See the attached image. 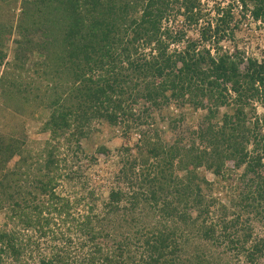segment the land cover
<instances>
[{
	"label": "trees",
	"instance_id": "1",
	"mask_svg": "<svg viewBox=\"0 0 264 264\" xmlns=\"http://www.w3.org/2000/svg\"><path fill=\"white\" fill-rule=\"evenodd\" d=\"M237 2L242 25L204 0H0V124L47 112L48 135L0 129V264H264V59L239 47L264 0Z\"/></svg>",
	"mask_w": 264,
	"mask_h": 264
},
{
	"label": "rangeland",
	"instance_id": "2",
	"mask_svg": "<svg viewBox=\"0 0 264 264\" xmlns=\"http://www.w3.org/2000/svg\"><path fill=\"white\" fill-rule=\"evenodd\" d=\"M204 1L208 2V4H206V5H208L209 8L212 7V9H214L213 6H215V4H220L223 6H226L229 3L232 4V5H234L235 12L241 15V17L239 16L242 19L241 25H242V23L246 22L245 18L242 16L243 13L241 14V8L238 6L237 0H204ZM213 15H214V13H212V16ZM249 21H250V26H249L250 31L249 32H254V37H256V39H254V42H253L252 40H248V38H247L246 41L244 40V42H243L244 44H240L239 47H240V49H242L246 52V55L255 57V58L262 61L264 59V26H262V24H260V22L256 23L252 20H249ZM244 25L247 26V24H244ZM257 43H258V45H260V49H258ZM231 47L233 48V46H231ZM9 49H10V51H9L10 53L8 54V58H7L8 61L12 60V57H13L12 46H9ZM3 69H4V67L0 66V76H1ZM258 111H259V113L263 112L262 108H259ZM41 114L44 115V118H43V116L41 119H38V118L32 119V118H28V117H21L22 120L19 121V123H13V124L11 123L10 124L6 120V123L8 124L7 127L5 125V122L2 121L0 124V129H4V131L7 133V131H9L13 125L16 126V127L13 126L14 128H17L20 125H23L25 130L23 131L21 129V127H19V128H17V132L20 131L19 133H21V134L23 133L25 135L26 139H28L27 140L28 144L32 145L33 143H35L33 145L36 146V145H38V143H42L48 139L47 134H43V133L39 132L41 125H42V122H43L42 119H45L47 117V112H42ZM39 116H41V115L37 114V117H39ZM157 121H159V120H157ZM159 125L160 126H166L163 123H159ZM163 129H165V127H163ZM115 130L117 131L116 132L117 136H114L112 139H107L104 137L105 136V133H104L101 136L104 141L100 139L97 142V144H100V143L106 144V147L111 149L112 155H116V153H118L117 149L122 144V141L120 142V137H121V134L123 132V129H121L119 127H115ZM85 148L87 149L88 147H85ZM94 151L95 150L93 149L92 153H94ZM107 164L109 166L108 168H109L110 172L117 170V166L115 165V158L113 160H110ZM87 173H91V171H89ZM208 178L213 179L214 177L212 174H208ZM76 191H78V190L76 189ZM75 194L80 195L81 191H80V193L76 192ZM5 219H6V216L3 213L0 214V224H3L5 222Z\"/></svg>",
	"mask_w": 264,
	"mask_h": 264
}]
</instances>
